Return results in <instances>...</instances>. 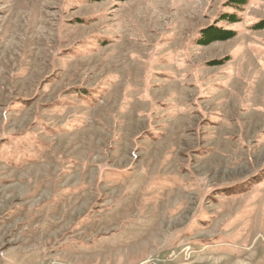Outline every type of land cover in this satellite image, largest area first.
Masks as SVG:
<instances>
[{"label": "rangeland", "instance_id": "obj_1", "mask_svg": "<svg viewBox=\"0 0 264 264\" xmlns=\"http://www.w3.org/2000/svg\"><path fill=\"white\" fill-rule=\"evenodd\" d=\"M262 20L0 0V264H264Z\"/></svg>", "mask_w": 264, "mask_h": 264}, {"label": "trees", "instance_id": "obj_2", "mask_svg": "<svg viewBox=\"0 0 264 264\" xmlns=\"http://www.w3.org/2000/svg\"><path fill=\"white\" fill-rule=\"evenodd\" d=\"M122 1V0H117ZM246 0H232L235 4H243ZM223 18H226L227 20L234 21L235 17L233 14H223ZM264 26V21H260L256 24L257 28H262ZM235 32L231 29H224L220 26L216 25H210L206 28H203L200 31V37L198 39V42L200 44H208L210 42L216 41V40H225L233 37Z\"/></svg>", "mask_w": 264, "mask_h": 264}]
</instances>
